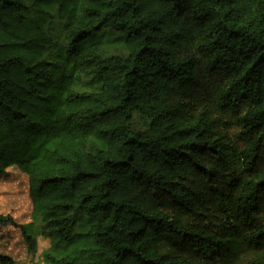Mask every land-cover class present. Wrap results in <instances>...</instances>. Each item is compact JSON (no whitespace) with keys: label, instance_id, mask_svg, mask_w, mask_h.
<instances>
[{"label":"trees","instance_id":"1","mask_svg":"<svg viewBox=\"0 0 264 264\" xmlns=\"http://www.w3.org/2000/svg\"><path fill=\"white\" fill-rule=\"evenodd\" d=\"M10 167L47 264H264V0H0Z\"/></svg>","mask_w":264,"mask_h":264},{"label":"rangeland","instance_id":"2","mask_svg":"<svg viewBox=\"0 0 264 264\" xmlns=\"http://www.w3.org/2000/svg\"><path fill=\"white\" fill-rule=\"evenodd\" d=\"M52 26L56 36L63 39L59 23L55 22ZM107 38L118 40L116 35ZM133 122L136 130H147V123L138 116L134 117ZM0 215L12 218V222L0 224V255L12 258L14 264H47L45 253L55 246L57 240L38 237L37 252L33 253L22 236L19 226L32 222V204L27 176L16 167H10L0 175Z\"/></svg>","mask_w":264,"mask_h":264}]
</instances>
